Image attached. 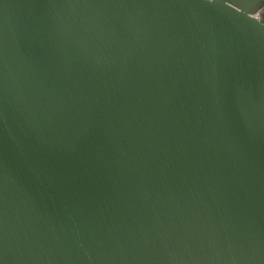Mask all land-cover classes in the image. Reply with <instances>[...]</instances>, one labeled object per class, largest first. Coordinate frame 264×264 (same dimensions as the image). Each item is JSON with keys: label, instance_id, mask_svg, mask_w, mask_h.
I'll return each mask as SVG.
<instances>
[{"label": "water", "instance_id": "obj_1", "mask_svg": "<svg viewBox=\"0 0 264 264\" xmlns=\"http://www.w3.org/2000/svg\"><path fill=\"white\" fill-rule=\"evenodd\" d=\"M264 0H0V264H264Z\"/></svg>", "mask_w": 264, "mask_h": 264}, {"label": "rangeland", "instance_id": "obj_2", "mask_svg": "<svg viewBox=\"0 0 264 264\" xmlns=\"http://www.w3.org/2000/svg\"><path fill=\"white\" fill-rule=\"evenodd\" d=\"M259 15H260L261 19L264 20V6H263V8L260 10Z\"/></svg>", "mask_w": 264, "mask_h": 264}]
</instances>
